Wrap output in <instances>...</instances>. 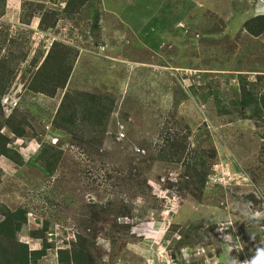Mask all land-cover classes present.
I'll return each instance as SVG.
<instances>
[{
    "label": "rangeland",
    "instance_id": "rangeland-1",
    "mask_svg": "<svg viewBox=\"0 0 264 264\" xmlns=\"http://www.w3.org/2000/svg\"><path fill=\"white\" fill-rule=\"evenodd\" d=\"M3 13L2 56L28 58L2 110L27 133L4 130L24 161L0 159V223L26 211L18 239L48 246L40 264L78 242L95 264L264 261V33L247 27L264 0H0ZM54 45L47 74L65 51L75 62L49 96L32 81ZM186 137L212 163L197 196L186 163L161 159Z\"/></svg>",
    "mask_w": 264,
    "mask_h": 264
},
{
    "label": "trees",
    "instance_id": "trees-1",
    "mask_svg": "<svg viewBox=\"0 0 264 264\" xmlns=\"http://www.w3.org/2000/svg\"><path fill=\"white\" fill-rule=\"evenodd\" d=\"M2 6L5 7L7 0H1ZM57 13L47 14L50 17L49 22L53 19L56 21ZM4 13L0 16L3 17ZM42 27L45 24V15L43 16ZM51 24V23H50ZM248 30L258 36L264 33V15H258L252 18L247 23ZM2 33V32H0ZM0 41V159L9 160L14 159L15 162L23 164V157L15 150L12 145V138L5 133V128H8L14 135L18 137H24L27 133L25 124L26 118L21 119L19 116L6 117L2 110L1 100L3 95L6 94L8 89L11 87L15 74L16 67L13 66L19 63V61H26L28 58V53L17 54L15 51L9 53L8 56H2L1 50L4 49L5 42ZM59 44V43H58ZM54 48L46 57L45 61L41 66H38L37 72L33 76L32 90L39 93H44L49 96H55L60 89L66 87L69 80L70 74L74 68V61H68L72 52L65 51L63 56H59L56 59V67L52 72L46 73L47 63H51V60L55 59L56 50ZM69 50V49H68ZM17 62V64H16ZM243 76V75H242ZM243 78V77H242ZM243 91L246 93L248 91L247 87H243ZM84 96V97H83ZM83 97V98H81ZM80 100L88 101V110L95 116V114H100L103 118L108 114L106 113L107 108L104 105V101L107 100L105 97L98 96L95 94L84 95L81 94ZM244 102V106L249 105V101ZM254 101V100H253ZM252 102V101H251ZM259 105L264 104V96L259 98ZM264 112V107L261 106ZM63 108V107H62ZM61 111V109H60ZM110 111V110H109ZM81 114L78 109V115ZM74 115H77V111L74 110ZM102 118V119H103ZM186 138L178 140L176 144L165 145L162 147L161 159L165 156L170 157V161L186 163L188 170L193 171L191 178L195 180L192 181L195 184L194 188L196 192L192 190L193 196H197V191L203 192L206 187L212 169V163L208 162L206 155L202 152H195L191 156L187 152L186 148ZM49 152L43 154L44 159H46ZM42 156V157H43ZM216 156L213 153V157ZM47 167V165H45ZM191 175V174H190ZM1 179V177H0ZM185 190V189H184ZM27 220L26 211L24 209H17L15 211H10L6 215V218L0 223V264H40V260L46 256L48 246L45 245L42 249H30L29 245L18 239V233L23 229V226ZM87 245L78 242V247L74 244L73 248L61 249L59 251V260L61 264H95L94 258L88 251Z\"/></svg>",
    "mask_w": 264,
    "mask_h": 264
},
{
    "label": "clouds",
    "instance_id": "clouds-1",
    "mask_svg": "<svg viewBox=\"0 0 264 264\" xmlns=\"http://www.w3.org/2000/svg\"><path fill=\"white\" fill-rule=\"evenodd\" d=\"M260 255H264V251H262L261 253H260ZM230 264H235V261H231L230 262ZM252 264H264V261H261L259 258L258 259H256V260H254L253 262H252Z\"/></svg>",
    "mask_w": 264,
    "mask_h": 264
}]
</instances>
